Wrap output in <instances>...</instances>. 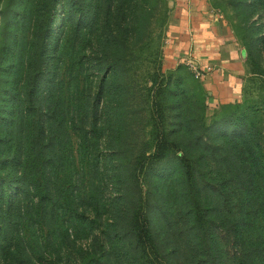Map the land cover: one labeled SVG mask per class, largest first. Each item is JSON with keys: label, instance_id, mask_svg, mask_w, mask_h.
<instances>
[{"label": "rangeland", "instance_id": "374dc122", "mask_svg": "<svg viewBox=\"0 0 264 264\" xmlns=\"http://www.w3.org/2000/svg\"><path fill=\"white\" fill-rule=\"evenodd\" d=\"M195 4L0 0V204L9 195L25 235L49 234L54 264H190L189 175L200 191L226 186L244 139L264 157V9L259 0H201L242 62L240 95L212 103L186 65L201 67L194 45L168 58L172 26ZM22 106L41 121L44 140H55L45 154L53 156L45 197L23 191L30 183L7 145ZM217 236L236 251L220 227Z\"/></svg>", "mask_w": 264, "mask_h": 264}, {"label": "trees", "instance_id": "16d2710c", "mask_svg": "<svg viewBox=\"0 0 264 264\" xmlns=\"http://www.w3.org/2000/svg\"><path fill=\"white\" fill-rule=\"evenodd\" d=\"M259 1L264 9V0ZM19 119L16 126L19 134L16 132L15 136L8 140L7 145L11 153L14 151L19 153L18 161L24 176L23 182L30 183V187H23V191L39 189L45 197L49 191L46 164L48 159L53 158V156L46 158L45 154L48 146L52 142L55 143V140L51 136L44 140L41 121L32 119L29 114L26 116L23 106L19 108ZM36 132L40 133V137L35 135ZM69 166L73 168L71 163ZM59 168L60 164H57L56 169ZM227 172L226 186L215 189L203 185L201 191L194 188V174L191 173L188 177L190 188L189 194H186L189 198L184 207L186 216L184 223L190 231L188 235L190 264H264V157L253 153L248 140L244 139L237 174L232 172L229 166ZM2 179L0 175V195L7 185ZM44 181L45 186L39 187ZM13 204L9 195H6L5 203L0 204V255L5 253L9 255L8 262L1 264L13 262L23 264L24 261L29 264H45L47 259L54 264L55 248L49 234H43L41 237L35 234L25 235L21 224L10 217L9 211ZM219 227L226 238L236 244L235 252L230 253L219 242L217 238ZM130 231L137 241H141V226H133ZM142 231L148 233V243L151 247L149 227L143 228ZM143 250L149 254L150 250L145 248ZM150 252L156 254L154 251Z\"/></svg>", "mask_w": 264, "mask_h": 264}, {"label": "crops", "instance_id": "0c3cea01", "mask_svg": "<svg viewBox=\"0 0 264 264\" xmlns=\"http://www.w3.org/2000/svg\"><path fill=\"white\" fill-rule=\"evenodd\" d=\"M194 10L184 8L182 21L172 26L168 58L175 61L183 56L185 49L193 47L201 68L215 65L220 70L211 71L202 78L203 86L212 103L232 101L240 95L242 87V62L234 44H222L219 27L211 25L201 0H195ZM185 7V6H184ZM190 13V14H189ZM186 14V15H185ZM187 16L183 20V16ZM187 19V20H186ZM191 22V27L189 23ZM190 27V28H189Z\"/></svg>", "mask_w": 264, "mask_h": 264}, {"label": "built area", "instance_id": "2783aa9c", "mask_svg": "<svg viewBox=\"0 0 264 264\" xmlns=\"http://www.w3.org/2000/svg\"><path fill=\"white\" fill-rule=\"evenodd\" d=\"M186 65L188 68L194 73V76L196 78H202L205 73H208L211 67H205V69H202L199 65H197L195 62H191L190 60L186 61Z\"/></svg>", "mask_w": 264, "mask_h": 264}]
</instances>
